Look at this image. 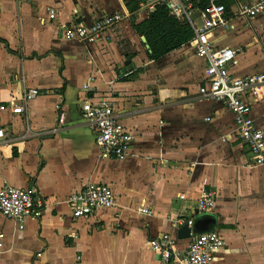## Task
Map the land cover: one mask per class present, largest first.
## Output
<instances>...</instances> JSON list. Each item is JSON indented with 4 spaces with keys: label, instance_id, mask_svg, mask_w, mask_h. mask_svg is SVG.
Wrapping results in <instances>:
<instances>
[{
    "label": "crops",
    "instance_id": "obj_1",
    "mask_svg": "<svg viewBox=\"0 0 264 264\" xmlns=\"http://www.w3.org/2000/svg\"><path fill=\"white\" fill-rule=\"evenodd\" d=\"M143 1L0 0V127L7 132L0 189L32 191L46 203L24 229L0 212V264H163L150 241L170 233L176 248L186 250L190 237L179 231L204 213L216 216V232L226 240L210 264H264V165L253 163L225 103L199 94L206 60L193 40L160 59L148 57L134 28L152 11ZM240 1L230 5L231 19ZM135 2L139 9L131 12ZM193 3L198 7L199 0ZM53 8L58 16L50 20ZM118 12L124 19L108 43L62 35L63 23ZM194 20L203 23L198 14ZM213 42L237 51L234 74L264 72V13L236 20ZM30 89L40 94L14 112L11 101L24 105ZM93 96L110 98L133 132L124 158L101 157L96 130L81 109ZM252 116L264 127V100ZM96 183L113 189L116 205L74 217L69 196ZM209 191L216 203L202 212L199 200ZM175 219L183 223L174 226Z\"/></svg>",
    "mask_w": 264,
    "mask_h": 264
},
{
    "label": "built area",
    "instance_id": "obj_2",
    "mask_svg": "<svg viewBox=\"0 0 264 264\" xmlns=\"http://www.w3.org/2000/svg\"><path fill=\"white\" fill-rule=\"evenodd\" d=\"M159 4H166L171 14L182 21H187L194 29L193 44L197 55L206 60L203 80L199 94L217 101H223L235 118L238 136L248 145L251 159L255 165H264V127L259 126L253 116L255 103L264 100V72L236 75L232 72L237 51L231 47H219L213 38L220 32L230 30L234 22L253 19L264 13V0H242L237 3V19H231L223 4L212 0L205 9L196 7L193 0H145L142 5L149 11ZM198 14L203 20L202 25L195 24ZM56 9L50 10V20L57 18ZM124 19V14L113 13L99 17L92 22L74 20L70 24H62V35L65 39L95 45L112 41L115 29ZM38 89L26 91L22 97L24 105L16 106L11 101L13 111L22 113L25 106L39 95ZM1 109L6 110V106ZM83 117L96 130L97 144L103 159L124 158L134 140L133 132L126 127L114 104L107 96L88 97L81 106ZM66 114H59V123H65ZM7 137V132L0 127V143ZM184 198V195L180 196ZM76 218L87 217L97 209L112 207L117 203L113 189L106 184H90L85 189L72 193L68 198ZM216 203V193L204 192L199 200V209L209 212ZM45 201L35 197L32 191L12 185L0 189V212L8 219L17 222L24 229L29 217L39 218L45 208ZM146 214L152 212L142 208ZM183 222L173 221L174 226ZM191 226L192 219L186 221ZM5 234L0 232V253L4 249ZM226 240L218 232L194 235L191 233L190 243L184 251L176 248V241L170 233H164L150 241L152 249L159 254L163 264L176 260L178 264H210L215 254L223 249Z\"/></svg>",
    "mask_w": 264,
    "mask_h": 264
},
{
    "label": "trees",
    "instance_id": "obj_3",
    "mask_svg": "<svg viewBox=\"0 0 264 264\" xmlns=\"http://www.w3.org/2000/svg\"><path fill=\"white\" fill-rule=\"evenodd\" d=\"M212 0H199L198 7L207 8ZM218 4H223L227 10L233 0H216ZM131 12L139 9V2L135 6H129ZM135 30L147 39L146 45L148 57L152 60L160 59L172 51L182 48L195 37V32L191 24L182 21L171 14L166 4H159L150 12L149 17L137 24Z\"/></svg>",
    "mask_w": 264,
    "mask_h": 264
},
{
    "label": "water",
    "instance_id": "obj_4",
    "mask_svg": "<svg viewBox=\"0 0 264 264\" xmlns=\"http://www.w3.org/2000/svg\"><path fill=\"white\" fill-rule=\"evenodd\" d=\"M144 42H147V39L144 37ZM149 48V45H147ZM217 227V218L215 215L204 213L197 216L193 220V225L190 227L188 224H185L179 231L180 238L191 237V233L194 235L205 234L216 232Z\"/></svg>",
    "mask_w": 264,
    "mask_h": 264
},
{
    "label": "rangeland",
    "instance_id": "obj_5",
    "mask_svg": "<svg viewBox=\"0 0 264 264\" xmlns=\"http://www.w3.org/2000/svg\"><path fill=\"white\" fill-rule=\"evenodd\" d=\"M249 22H250V21H248V24H249ZM249 25H250V24H249ZM250 27L252 28V26H251V25H250ZM252 30H253V28H252Z\"/></svg>",
    "mask_w": 264,
    "mask_h": 264
}]
</instances>
